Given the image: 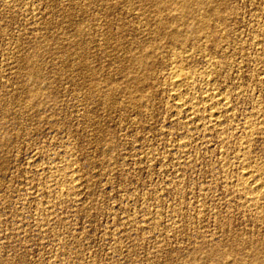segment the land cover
I'll use <instances>...</instances> for the list:
<instances>
[{"label": "rangeland", "instance_id": "1", "mask_svg": "<svg viewBox=\"0 0 264 264\" xmlns=\"http://www.w3.org/2000/svg\"><path fill=\"white\" fill-rule=\"evenodd\" d=\"M176 1L0 0V264H264V0Z\"/></svg>", "mask_w": 264, "mask_h": 264}, {"label": "bare ground", "instance_id": "2", "mask_svg": "<svg viewBox=\"0 0 264 264\" xmlns=\"http://www.w3.org/2000/svg\"><path fill=\"white\" fill-rule=\"evenodd\" d=\"M159 3V0H154V2L156 3V6H158V3ZM163 1H175V0H163ZM194 2L196 3H199V0H194ZM174 3V2H173ZM177 4V6L180 8V11H181V16L183 17L184 15H192L194 17V19H197L198 20V24H197V28H201L202 30L205 29L206 27V17H207V14H196V12L194 13L193 11V7L189 4L190 2L188 0H178L175 2ZM172 4V3H171ZM146 6V5H145ZM168 7V6H167ZM154 8V7H153ZM163 10V9H162ZM210 10V9H209ZM178 12V11H177ZM215 13V12H214ZM223 14V13H222ZM175 15V14H174ZM156 16V14H155ZM186 20V19H185ZM164 22V21H162ZM160 22L162 25L164 23ZM189 22V21H188ZM186 23V22H185ZM173 27V26H172ZM172 27H168V28H165V34L167 37H169L171 40H175L178 38V36L180 35L178 33V30L177 28H172ZM189 27V26H188ZM214 27V26H213ZM179 28V27H178ZM190 28V27H189ZM213 29V28H212ZM190 30V29H189ZM188 30V31H189ZM190 32V31H189ZM217 37V36H216ZM202 38V36H201ZM218 38V37H217ZM258 40V39H257ZM258 42V41H257ZM217 45V44H216ZM221 47V46H220ZM223 47V45H222ZM255 47V46H254ZM137 58V57H136ZM206 62V61H205ZM170 65V64H169ZM205 65V64H204ZM194 72V71H193ZM264 73V72H263ZM171 74V79H170V85L172 86L173 89H178L179 87L183 86V85H186L187 86V89H189L190 85H191V80H193L192 78V75L190 76V74L186 73V72H183L177 68H175L174 70H172V72H170ZM194 74V73H193ZM169 75V74H168ZM260 76V75H259ZM202 80V79H201ZM209 80V79H208ZM196 81V80H195ZM203 81V80H202ZM193 83V82H192ZM194 84V83H193ZM207 86H212V83L211 81H207L206 82ZM201 86V85H200ZM204 86V85H202ZM199 87V86H198ZM214 87V86H213ZM198 89V88H197ZM214 89V88H213ZM172 90V89H171ZM235 90V88H234ZM203 91V90H202ZM176 92V91H175ZM179 92V91H178ZM227 92V91H226ZM183 96V95H182ZM182 96L179 94V93H174V106L176 109H182L183 106L186 105V102L182 99ZM191 99V97H190ZM189 99V100H190ZM186 100V99H185ZM202 104H205V105H208L209 107V114H208V117H209V120L210 121H213V122H216L219 118V107L223 108L225 110V113L227 111H229V107L230 104L228 105V101H227V97L225 96V94H220V93H217V92H206V91H203L202 92V95L200 97V101ZM188 103V102H187ZM191 104V103H190ZM254 104V103H253ZM257 105V104H256ZM188 106V105H187ZM219 106V107H218ZM234 106V105H233ZM195 108V105L192 104L190 106H188V110H193ZM203 109V108H202ZM206 109V108H205ZM254 109V108H253ZM223 110V111H224ZM252 110V109H251ZM192 112V111H191ZM224 113V112H223ZM259 113V112H257ZM178 115V114H177ZM192 115V114H191ZM231 115V114H230ZM190 117V116H189ZM199 117V116H198ZM245 117V116H244ZM230 118V117H229ZM194 119V118H193ZM244 119V118H243ZM188 120V119H187ZM195 120V119H194ZM198 120V119H197ZM253 120V119H252ZM192 121V120H191ZM226 121V120H224ZM248 121V120H247ZM250 121V120H249ZM251 123V122H250ZM219 124H220V121H219ZM223 124V123H222ZM202 125V123H201ZM214 125V123H213ZM218 125V124H217ZM234 125V124H233ZM207 127V126H206ZM231 128V127H230ZM212 129V128H210ZM218 129V128H217ZM245 129V128H244ZM216 130V129H215ZM221 130V129H220ZM217 131V130H216ZM220 132V131H219ZM255 133V132H254ZM216 136V135H215ZM225 139V138H224ZM215 140V139H214ZM248 142V141H247ZM223 143V141H222ZM229 143V142H228ZM246 144V143H245ZM234 146V145H233ZM248 146V145H247ZM246 147V146H245ZM243 149V148H242ZM244 150V149H243ZM246 151V150H245ZM222 152V151H221ZM240 153V152H239ZM242 153H245L244 151ZM223 154V153H222ZM236 154V153H235ZM241 154V153H240ZM228 155V154H227ZM241 156V155H240ZM250 156V155H249ZM223 157V156H222ZM238 157V156H237ZM222 159V158H221ZM233 159V158H232ZM235 159V158H234ZM238 160V158H237ZM240 161V160H239ZM242 161V163H240ZM241 161L239 162L241 166V170H239L240 172L238 173L239 176H238V181L240 184H242V187L243 189L246 190V198L250 197V199H254V194L255 193H258L260 192L261 190V185L257 182V179L255 177V169L254 167L252 168L250 165L244 163V161L241 159ZM254 161V160H252ZM251 161V162H252ZM228 162V161H227ZM234 162V161H233ZM220 163V162H219ZM248 163V162H247ZM250 163V161H249ZM225 164V162H224ZM256 165V163H255ZM58 166V165H57ZM224 166V165H223ZM236 166V165H235ZM238 167V168H239ZM237 168V167H236ZM240 169V168H239ZM56 170V169H55ZM226 171V170H225ZM71 172V171H70ZM235 172V171H234ZM237 173V172H236ZM77 178V177H76ZM257 178H259V176H257ZM75 179V178H74ZM235 179V178H234ZM224 180V179H223ZM66 181V180H65ZM70 181V180H69ZM74 181V180H72ZM230 181V180H229ZM232 182V181H231ZM224 183V182H223ZM264 183V182H263ZM239 185V184H238ZM240 187V185H239ZM263 187V186H262ZM244 190V191H245ZM68 191V189H61L60 193L62 194H66ZM59 192V191H57ZM241 194V193H240ZM59 196V195H58ZM65 196H68V195H65ZM256 197V196H255ZM262 197V196H261ZM264 197V196H263ZM249 199V198H248ZM247 200V199H246ZM245 202V201H244ZM245 204V203H244ZM264 242V241H263ZM220 247V246H219ZM239 249V247H238ZM259 249V248H258ZM214 250V249H213ZM254 251V250H253ZM238 252V250H237ZM245 252V251H244ZM257 252V251H256ZM216 253V252H215ZM255 253V252H254ZM207 254V253H206ZM221 254V253H220ZM239 254V252H238ZM259 254V253H257ZM233 255V254H232ZM236 255V254H235ZM234 255V256H235ZM209 257V255H208ZM251 257V256H250ZM211 258V257H210ZM209 258V259H210ZM238 259V258H237ZM208 261V259H207ZM221 261V260H220ZM231 261V259H230ZM251 262V261H250ZM218 263V262H217ZM239 264V263H238Z\"/></svg>", "mask_w": 264, "mask_h": 264}]
</instances>
